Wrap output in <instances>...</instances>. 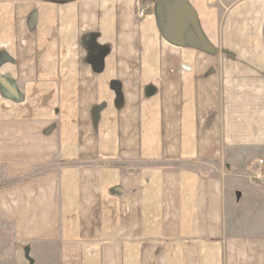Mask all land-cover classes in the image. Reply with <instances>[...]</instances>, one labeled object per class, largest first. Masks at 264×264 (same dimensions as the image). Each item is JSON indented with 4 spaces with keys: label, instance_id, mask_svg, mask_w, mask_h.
Segmentation results:
<instances>
[{
    "label": "crops",
    "instance_id": "1",
    "mask_svg": "<svg viewBox=\"0 0 264 264\" xmlns=\"http://www.w3.org/2000/svg\"><path fill=\"white\" fill-rule=\"evenodd\" d=\"M137 1L0 0V264H264V0Z\"/></svg>",
    "mask_w": 264,
    "mask_h": 264
},
{
    "label": "water",
    "instance_id": "2",
    "mask_svg": "<svg viewBox=\"0 0 264 264\" xmlns=\"http://www.w3.org/2000/svg\"><path fill=\"white\" fill-rule=\"evenodd\" d=\"M175 1L176 0H169L167 2L175 3ZM167 4L168 3H166V5ZM168 11L170 12L169 8H166V13L161 18V22L159 25L161 33L165 39L176 42V38H178V36H180L181 34V36H185L186 40L188 41V46L198 48L211 54H215L218 52V50L213 45H211L209 41L207 42L202 40L201 42L200 40H198L197 36H194L191 28H187L185 29V31H182L180 29V24H182L183 19H179L177 16L173 18V16L169 15ZM26 251L28 250L26 249Z\"/></svg>",
    "mask_w": 264,
    "mask_h": 264
},
{
    "label": "trees",
    "instance_id": "3",
    "mask_svg": "<svg viewBox=\"0 0 264 264\" xmlns=\"http://www.w3.org/2000/svg\"><path fill=\"white\" fill-rule=\"evenodd\" d=\"M60 1H67V0H60ZM170 12L168 11L169 15L174 17H178L179 19L182 18L183 22L180 24V29L182 31H185L187 28H191L194 36L198 38L202 42V40L207 41V38L202 33L199 24L197 22V18L195 17L194 10L190 6L187 0H176L175 3L172 4V6L169 7ZM182 33V32H181ZM176 42L171 43L175 44L176 46H183L186 44V38L185 36H178L176 38Z\"/></svg>",
    "mask_w": 264,
    "mask_h": 264
},
{
    "label": "rangeland",
    "instance_id": "4",
    "mask_svg": "<svg viewBox=\"0 0 264 264\" xmlns=\"http://www.w3.org/2000/svg\"><path fill=\"white\" fill-rule=\"evenodd\" d=\"M143 5V3H142ZM262 160V159H260ZM259 160V161H260ZM178 164L180 166H188V167H193L195 169H197L198 171H200L203 174H208V175H220L221 170L226 173L225 171V165L224 163H222V161H180V162H173L172 165L178 166ZM260 166V162H259V166L255 171V179L258 183H260L261 185H264V168ZM262 172V177H259V175H257L258 171ZM227 175V174H226Z\"/></svg>",
    "mask_w": 264,
    "mask_h": 264
},
{
    "label": "built area",
    "instance_id": "5",
    "mask_svg": "<svg viewBox=\"0 0 264 264\" xmlns=\"http://www.w3.org/2000/svg\"><path fill=\"white\" fill-rule=\"evenodd\" d=\"M136 5H137L139 17H144L145 16V10L143 8L142 2L139 0V1L136 2ZM260 165L261 166L264 165V160H260ZM257 175H259V177H262V172L259 170L257 172Z\"/></svg>",
    "mask_w": 264,
    "mask_h": 264
}]
</instances>
